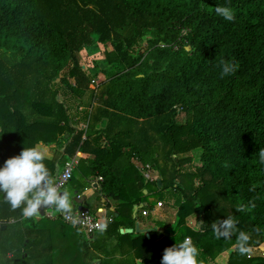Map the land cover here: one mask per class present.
I'll use <instances>...</instances> for the list:
<instances>
[{
    "label": "trees",
    "instance_id": "16d2710c",
    "mask_svg": "<svg viewBox=\"0 0 264 264\" xmlns=\"http://www.w3.org/2000/svg\"><path fill=\"white\" fill-rule=\"evenodd\" d=\"M216 6L236 19L217 16ZM95 45L111 47L99 83L80 58ZM0 51V164L23 147L55 144L45 159L54 179L79 155L75 171L102 177L107 197L130 208L148 197L172 201L169 235L132 239L143 264H161L185 237L200 264L232 247L228 264H264L236 248L241 230L250 248L264 242V0H0ZM221 61L236 72L221 78ZM133 160L151 165L161 185ZM189 216L203 228L188 227ZM229 216L236 231L217 238L212 224ZM40 227L0 194L5 253H28Z\"/></svg>",
    "mask_w": 264,
    "mask_h": 264
},
{
    "label": "crops",
    "instance_id": "0c3cea01",
    "mask_svg": "<svg viewBox=\"0 0 264 264\" xmlns=\"http://www.w3.org/2000/svg\"><path fill=\"white\" fill-rule=\"evenodd\" d=\"M75 119H78V116H75ZM82 124L80 122V125ZM40 144L46 149V158H51L56 145H47L42 142ZM49 147L53 150L48 151ZM75 157L79 161L80 156L76 155ZM133 162L143 173L146 165L142 166L136 160ZM62 169L63 167L60 172ZM155 171L152 168L153 175ZM89 172V170L82 168L74 172L73 178L75 176L76 178L74 183L72 181L74 185L71 188L73 197H70L72 211L82 207L83 210L98 215L112 216L113 221L109 224H113H106V229L88 236L81 229L61 220L59 218L61 212H57L55 215L50 211L51 208L46 209L44 216H40L49 221L43 227L41 226L44 231H42L40 239L36 236L26 239V243L30 245L27 248V255L14 258L17 249H10L0 261L9 259L12 264L14 261H16L14 264H143L135 255L132 239L139 234L150 239L149 233L154 232L163 236L169 235V231L176 222L169 221V218L173 215L172 211L176 217L177 208H174L172 203L170 205L158 197H148L147 201H141L130 208L119 199L105 196L100 186L102 182L99 180L100 176ZM144 191L147 193V190ZM74 198H78L81 202L76 203ZM48 214L53 215V217H49ZM41 217L34 216L33 218L37 223L41 221ZM190 217L192 216L187 218L188 221ZM114 218H116L115 221ZM187 219L186 225H188ZM1 229L5 230L6 227L3 226ZM234 249L235 247H232L230 250L218 254L214 262L216 264H228L230 254ZM248 257V259H252L253 263L258 257L264 259V242L258 247H252Z\"/></svg>",
    "mask_w": 264,
    "mask_h": 264
},
{
    "label": "clouds",
    "instance_id": "9594fccd",
    "mask_svg": "<svg viewBox=\"0 0 264 264\" xmlns=\"http://www.w3.org/2000/svg\"><path fill=\"white\" fill-rule=\"evenodd\" d=\"M217 16L232 22L236 19L233 9L229 6H216ZM220 77L233 75L237 65L231 61H221ZM46 149L40 143L31 147H23L18 155L7 158L0 164V194L12 209H21L25 217H34L41 209L53 207L57 211L70 215L72 204L67 190L60 191L49 168L45 164ZM260 163L264 164V150L259 153ZM243 211V208L238 209ZM76 220L73 218V223ZM238 221L232 216L213 223L212 229L217 238H230L237 229ZM200 222V227L203 228ZM100 229H106V224H100ZM250 236L239 231L237 251L240 255H248L251 251ZM199 249L191 237H185L181 243H175L164 250L161 264H200Z\"/></svg>",
    "mask_w": 264,
    "mask_h": 264
},
{
    "label": "rangeland",
    "instance_id": "374dc122",
    "mask_svg": "<svg viewBox=\"0 0 264 264\" xmlns=\"http://www.w3.org/2000/svg\"><path fill=\"white\" fill-rule=\"evenodd\" d=\"M123 33L124 34H130L131 33V27L129 26L128 28H125L123 30ZM110 49H111V47L109 45L106 47L95 45L91 49L81 52V55H80L81 65H82L83 69L87 70L91 75H93L96 83H99L100 81L105 80L108 73L111 71V66H107L105 63V55H104V51H109ZM179 120L181 122H184L185 121L184 116L179 117ZM49 150H53V148L49 147L48 151ZM200 154H201V150H198V149H195L191 152V155L193 157V161L191 162L192 167L200 164V161H199ZM154 177L156 178V180L159 179L158 173L156 171L154 172ZM75 178H76V176H75ZM75 178H72V180L69 181L66 184V186L62 189V190L66 189L69 192L70 197H73V195H72L73 193H72L71 188L74 185L73 183H74ZM72 181H73V183H72ZM166 202L169 203L170 205L172 203V201H166ZM50 211L55 213V215L57 214V212H59L53 207L50 209ZM172 212H173V215H171V217L169 218V221L173 222V221L177 220V217H175L174 211H172ZM36 216L41 217L39 214ZM100 216H103V215H100ZM47 221H49L47 218L41 217V221H39V222H40L41 226L43 227V225L47 224ZM187 223L189 225V226L187 225L188 227H199L200 226V222H198L194 216L190 217L189 221L187 219ZM42 227H40V228H42ZM5 239L6 238L2 239L0 236V245L2 243L5 245V243H6ZM13 249H15V248H13ZM4 253H5L4 250L2 249V247H0V259L3 258ZM15 262L16 261H14L13 264ZM10 264H12V263H10Z\"/></svg>",
    "mask_w": 264,
    "mask_h": 264
},
{
    "label": "built area",
    "instance_id": "2783aa9c",
    "mask_svg": "<svg viewBox=\"0 0 264 264\" xmlns=\"http://www.w3.org/2000/svg\"><path fill=\"white\" fill-rule=\"evenodd\" d=\"M78 165V160L76 157L69 158L65 165L63 166L62 171L55 178L56 185L60 191L66 186V184L72 179L73 173ZM143 175L148 181H155L156 178L152 174V167L150 165H146L144 167ZM99 180L102 181V177H99ZM49 217H53V215L48 214ZM59 218L63 220L65 223L81 229L88 236L94 234L97 231H100V224H108L113 221L112 216H100L96 213L90 212L88 210H76L72 211L70 215H66L61 213ZM73 218H75L76 222L73 223Z\"/></svg>",
    "mask_w": 264,
    "mask_h": 264
},
{
    "label": "water",
    "instance_id": "95a60500",
    "mask_svg": "<svg viewBox=\"0 0 264 264\" xmlns=\"http://www.w3.org/2000/svg\"><path fill=\"white\" fill-rule=\"evenodd\" d=\"M188 49H189V47H188ZM158 184L159 185H161V180L160 179H158ZM74 201L76 202V203H80L81 201L77 198H74ZM50 208H52V207H46V208H44V209H41V212L39 213V215H41V216H44V214H45V210L46 209H50ZM79 210H83V208L82 207H79Z\"/></svg>",
    "mask_w": 264,
    "mask_h": 264
}]
</instances>
